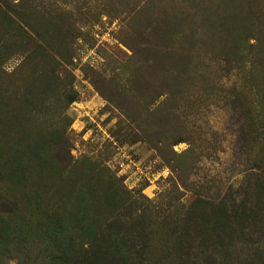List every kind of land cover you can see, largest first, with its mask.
Wrapping results in <instances>:
<instances>
[{
  "label": "rangeland",
  "instance_id": "374dc122",
  "mask_svg": "<svg viewBox=\"0 0 264 264\" xmlns=\"http://www.w3.org/2000/svg\"><path fill=\"white\" fill-rule=\"evenodd\" d=\"M0 264H264V0H0Z\"/></svg>",
  "mask_w": 264,
  "mask_h": 264
},
{
  "label": "trees",
  "instance_id": "16d2710c",
  "mask_svg": "<svg viewBox=\"0 0 264 264\" xmlns=\"http://www.w3.org/2000/svg\"><path fill=\"white\" fill-rule=\"evenodd\" d=\"M11 12L15 13V11L11 8ZM15 18L14 16H12L11 14L5 13V27H7V29H9V32H15L16 34L14 35L17 38V42L19 40L20 43L22 42H27L26 44H30V42H36L35 36H37V38L39 40H41V42L45 43L44 45H39L37 42V46L39 48H41L43 51H45L46 49H50V47L46 44L45 40L43 37L38 36L37 31L34 32V35L29 33L28 29L26 28V26L28 27L29 23L27 20H24L23 18H21L22 16ZM21 18V20H20ZM21 22V23H20ZM29 29H32L29 27ZM34 31V30H33ZM19 32V33H18ZM24 46L26 45H21L17 43V48L18 49H22ZM57 55L59 56V58L64 59L63 54L60 52H56ZM57 65H61L60 61H56ZM73 100V99H72ZM254 210H251V214L253 215ZM254 219V216H253Z\"/></svg>",
  "mask_w": 264,
  "mask_h": 264
}]
</instances>
